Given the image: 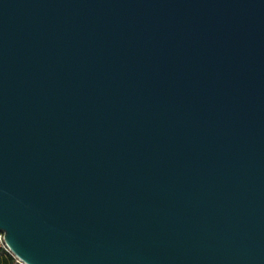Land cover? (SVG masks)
Here are the masks:
<instances>
[{"label": "water", "instance_id": "95a60500", "mask_svg": "<svg viewBox=\"0 0 264 264\" xmlns=\"http://www.w3.org/2000/svg\"><path fill=\"white\" fill-rule=\"evenodd\" d=\"M0 232L24 264H264V0H0Z\"/></svg>", "mask_w": 264, "mask_h": 264}, {"label": "built area", "instance_id": "2783aa9c", "mask_svg": "<svg viewBox=\"0 0 264 264\" xmlns=\"http://www.w3.org/2000/svg\"><path fill=\"white\" fill-rule=\"evenodd\" d=\"M0 249L9 254L13 260H15L18 264H24L13 252L9 249L3 232H0Z\"/></svg>", "mask_w": 264, "mask_h": 264}, {"label": "trees", "instance_id": "16d2710c", "mask_svg": "<svg viewBox=\"0 0 264 264\" xmlns=\"http://www.w3.org/2000/svg\"><path fill=\"white\" fill-rule=\"evenodd\" d=\"M0 264H18L13 258L0 249Z\"/></svg>", "mask_w": 264, "mask_h": 264}]
</instances>
